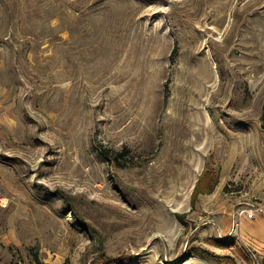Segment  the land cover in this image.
Returning a JSON list of instances; mask_svg holds the SVG:
<instances>
[{
  "label": "rangeland",
  "instance_id": "1",
  "mask_svg": "<svg viewBox=\"0 0 264 264\" xmlns=\"http://www.w3.org/2000/svg\"><path fill=\"white\" fill-rule=\"evenodd\" d=\"M262 115L264 0H0V264H264Z\"/></svg>",
  "mask_w": 264,
  "mask_h": 264
},
{
  "label": "trees",
  "instance_id": "2",
  "mask_svg": "<svg viewBox=\"0 0 264 264\" xmlns=\"http://www.w3.org/2000/svg\"><path fill=\"white\" fill-rule=\"evenodd\" d=\"M261 121H262V123H261V127H262V129H264V115H262V117H261ZM100 154L102 155L103 158H105V159H109V158L107 157V156L109 155L108 151H102ZM34 262H35V264H45V263H43L42 261H40V259L37 258L36 255H34Z\"/></svg>",
  "mask_w": 264,
  "mask_h": 264
},
{
  "label": "built area",
  "instance_id": "3",
  "mask_svg": "<svg viewBox=\"0 0 264 264\" xmlns=\"http://www.w3.org/2000/svg\"><path fill=\"white\" fill-rule=\"evenodd\" d=\"M6 206H7V201L3 197H0V207L5 208Z\"/></svg>",
  "mask_w": 264,
  "mask_h": 264
}]
</instances>
